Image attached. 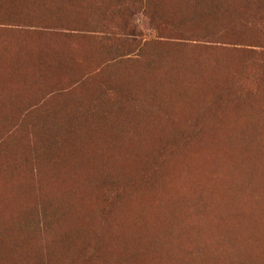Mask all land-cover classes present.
<instances>
[{
	"label": "rangeland",
	"instance_id": "rangeland-1",
	"mask_svg": "<svg viewBox=\"0 0 264 264\" xmlns=\"http://www.w3.org/2000/svg\"><path fill=\"white\" fill-rule=\"evenodd\" d=\"M257 45L264 0H0V264H264Z\"/></svg>",
	"mask_w": 264,
	"mask_h": 264
},
{
	"label": "trees",
	"instance_id": "trees-1",
	"mask_svg": "<svg viewBox=\"0 0 264 264\" xmlns=\"http://www.w3.org/2000/svg\"><path fill=\"white\" fill-rule=\"evenodd\" d=\"M257 46H259V47L264 49V46H262V45H257ZM35 48H36V46H35ZM35 48H33V49H35ZM39 55H40V51H39V49L37 47V49L35 51L34 58H31L33 61H30V59L26 55H25V60H26V62L35 63V65H37L38 67H41V65H46L47 62H48V59L46 57H42V56L40 57ZM37 74H39L38 70H37ZM95 244L92 243L91 246H82L79 249V250H81L80 251V254H81L80 259L81 260L88 259L90 257V253L92 251H94V253L95 252L97 253L96 249H98L99 252H100V255L102 257V262L106 259L101 254L100 248H102V246L98 245V243H95ZM76 248H77L76 246L71 247V245L62 247V249H64V251L61 253V259L62 260L59 261V263H56L51 258H49V259L43 260V261H40V260H28L27 262H25L23 264H85V263H87V262H89L91 260V258H89L88 260H86L84 262H79V259H75L74 253H72V251L74 249H76ZM109 250L112 251L113 249H109ZM134 264H137V263H135V261H134Z\"/></svg>",
	"mask_w": 264,
	"mask_h": 264
},
{
	"label": "bare ground",
	"instance_id": "bare-ground-1",
	"mask_svg": "<svg viewBox=\"0 0 264 264\" xmlns=\"http://www.w3.org/2000/svg\"><path fill=\"white\" fill-rule=\"evenodd\" d=\"M175 207V206H174ZM174 209V208H173Z\"/></svg>",
	"mask_w": 264,
	"mask_h": 264
}]
</instances>
